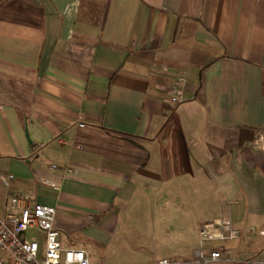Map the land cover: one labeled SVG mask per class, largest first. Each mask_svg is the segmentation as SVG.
I'll use <instances>...</instances> for the list:
<instances>
[{
	"label": "crops",
	"instance_id": "1",
	"mask_svg": "<svg viewBox=\"0 0 264 264\" xmlns=\"http://www.w3.org/2000/svg\"><path fill=\"white\" fill-rule=\"evenodd\" d=\"M262 131L264 0H0V217L55 208L90 264H191L219 216L211 264H264Z\"/></svg>",
	"mask_w": 264,
	"mask_h": 264
},
{
	"label": "built area",
	"instance_id": "2",
	"mask_svg": "<svg viewBox=\"0 0 264 264\" xmlns=\"http://www.w3.org/2000/svg\"><path fill=\"white\" fill-rule=\"evenodd\" d=\"M184 78H180L183 82ZM181 91L176 87L172 93V104L180 102ZM84 126V124H80ZM252 145L264 151V131L257 133ZM52 170L57 166L52 165ZM13 175L3 176L2 183L10 185ZM41 184L57 191L61 184L49 178H42ZM56 209L40 203H33L24 196L13 195L8 198V210L4 217H0V264H90L86 251L80 249H63L59 241V232L55 229ZM227 222L219 216L204 222L199 227L200 245L194 251L191 264H211L214 262H237L230 257L224 246L206 251V245L214 242H225L235 239L238 234L225 232ZM37 229L44 234L43 251L40 242L30 239L27 232ZM159 264H171L161 261Z\"/></svg>",
	"mask_w": 264,
	"mask_h": 264
},
{
	"label": "rangeland",
	"instance_id": "3",
	"mask_svg": "<svg viewBox=\"0 0 264 264\" xmlns=\"http://www.w3.org/2000/svg\"><path fill=\"white\" fill-rule=\"evenodd\" d=\"M42 232H40L39 230L37 229H30L28 232H27V236L28 238L30 239H36L40 242V245H41V252L43 251V244H42Z\"/></svg>",
	"mask_w": 264,
	"mask_h": 264
}]
</instances>
